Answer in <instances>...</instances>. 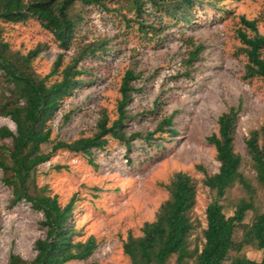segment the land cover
Listing matches in <instances>:
<instances>
[{"label":"rangeland","instance_id":"1","mask_svg":"<svg viewBox=\"0 0 264 264\" xmlns=\"http://www.w3.org/2000/svg\"><path fill=\"white\" fill-rule=\"evenodd\" d=\"M199 1L191 25L173 26L150 43L140 38L136 28H127L122 16L114 12L115 7L126 6L118 0L108 2L111 12L77 3L71 14L84 21L69 49H63L35 19L1 23L2 38L13 51L26 55L42 49L33 66L42 77L50 76L51 83L62 79L63 69L83 50L100 44L105 47L96 54L88 52L77 64L85 85L65 99L50 122L52 144L45 145L44 152H50L57 142L93 138L102 123L112 127L121 115L123 79L128 71L137 77L123 127L132 140V150L108 136L105 150H93L92 155L61 150L37 169L38 188L57 196L62 206L75 199L73 222L81 234L76 239L86 241L94 236L98 243L88 260L68 264H131L124 253L125 242L130 235L142 236L144 224L155 221L161 205L170 198L165 185L177 173L197 182L193 211L197 227L191 243L193 249L202 247L206 210L216 199V192L205 187L203 180L220 167L216 149L207 139L218 134L219 118L232 107L241 109L235 133V150L243 158L241 172L256 189V211H250L245 222L251 223L255 212H264V188L257 181L246 145L251 133L264 126V79L249 75L247 46L241 39V33L249 38L264 36V0ZM241 17L256 21L257 33L243 25ZM60 57L59 72L52 74ZM8 91L0 74V101L9 96ZM171 117L172 126L161 128ZM1 126L15 130L9 118L0 117ZM151 133L153 139L148 141ZM135 134L140 137L132 139ZM2 178L0 172V264H8L13 254L31 262L36 257V241L46 237L41 225L44 217L27 202L11 207L13 192ZM243 199L251 200L242 186L229 190L221 201L226 215H234ZM242 234L239 229L236 240ZM236 256L261 261L263 253L248 246L239 254L232 253L225 264ZM168 264H175V259Z\"/></svg>","mask_w":264,"mask_h":264},{"label":"trees","instance_id":"2","mask_svg":"<svg viewBox=\"0 0 264 264\" xmlns=\"http://www.w3.org/2000/svg\"><path fill=\"white\" fill-rule=\"evenodd\" d=\"M114 0H0V74L9 86V96L0 101V117L9 118L15 130L7 126L0 127V172L2 181L13 192L11 207L27 202L44 217L41 225L46 237L35 243L36 257L29 262L18 255H11L8 264H68L74 261L88 260L97 250L94 236L86 241L77 240L81 236L73 222L75 199L62 206L57 196L47 194L45 188H38L36 173L39 166L49 162L53 155L61 150L72 153L92 155L93 150H105L108 136L126 144L132 150L131 142L123 131L128 118L125 108L131 100L132 82L137 79L133 71H128L121 87L122 101L119 104L120 118L112 127L100 124V133L93 138L79 139L72 143L57 142L50 152L43 147L52 144L50 122L61 109L65 99L82 88L85 83L80 79L82 72L77 64L88 55L105 51L99 46L88 47L80 53L75 62L61 72L62 79L50 82V76L42 77L33 66L42 49L36 48L24 55L13 51L2 38L1 23H22L30 19L37 20L60 42L63 49H69L75 39L76 29L84 21L80 15H72L71 10L77 4L99 6L105 12H111L108 2ZM125 7H115L114 12L122 16L127 28H136L142 40L150 43L159 38L173 26L192 24L195 7L199 0H118ZM124 8L127 13L124 12ZM155 14V15H152ZM131 15V16H129ZM156 17L154 21L151 18ZM243 25L257 33L256 21L241 17ZM241 39L247 46L250 64L247 67L250 76L264 79V36L256 34L249 38L241 33ZM197 51L192 54L195 58ZM62 57L54 65L52 74H58ZM240 108H230L218 120L219 132L207 139L217 152L220 163L219 172L207 175L203 185L216 192V199L206 210V229L203 231L202 247L192 248L191 238L197 224L193 211L197 204V182L185 173H177L166 189L170 198L164 202L155 221L146 222L142 236L130 235L123 249L131 264H225L232 253H241L245 247H256L263 253L261 261L236 256L231 264H264V212H255L251 223H246L247 214L256 211L253 197L256 189L241 172L243 158L235 150ZM173 117L161 124L170 127ZM162 130V129H161ZM174 137L176 131H170ZM132 139L139 134L131 135ZM153 139V134L147 135ZM248 155L257 174L258 183L264 188V126L253 131L246 142ZM242 186L251 200H241L234 215L227 216L221 203L229 190ZM241 229L240 241L235 234ZM1 231V227H0ZM97 264V263H93Z\"/></svg>","mask_w":264,"mask_h":264}]
</instances>
